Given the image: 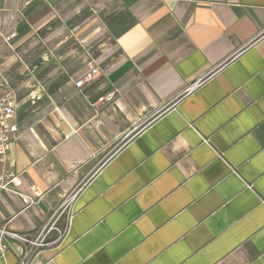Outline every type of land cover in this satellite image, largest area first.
Here are the masks:
<instances>
[{
    "label": "crops",
    "instance_id": "1",
    "mask_svg": "<svg viewBox=\"0 0 264 264\" xmlns=\"http://www.w3.org/2000/svg\"><path fill=\"white\" fill-rule=\"evenodd\" d=\"M0 75L23 181L0 228L76 194L32 264H264V0H0Z\"/></svg>",
    "mask_w": 264,
    "mask_h": 264
},
{
    "label": "built area",
    "instance_id": "2",
    "mask_svg": "<svg viewBox=\"0 0 264 264\" xmlns=\"http://www.w3.org/2000/svg\"><path fill=\"white\" fill-rule=\"evenodd\" d=\"M97 69L89 72L84 79L76 82V87L82 89L86 83L92 81L97 74ZM114 93L100 97L97 105L113 101ZM16 114V102L12 88L0 75V192L4 190L18 191L23 181L21 176L14 172L7 162V155L12 143V138L17 134L18 127L13 120ZM76 194L68 196L62 203L60 209L50 218L48 223L35 234H20L9 229L0 228V249L6 248L11 241H17L24 245L20 264H32L34 257L46 249L58 248L63 243L73 215L72 204ZM25 203L33 201L32 198L24 196ZM64 219V227L59 226L60 219Z\"/></svg>",
    "mask_w": 264,
    "mask_h": 264
}]
</instances>
